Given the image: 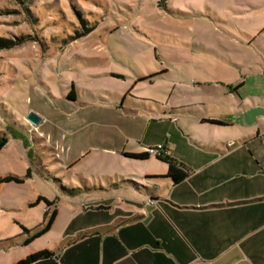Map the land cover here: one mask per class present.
I'll return each mask as SVG.
<instances>
[{
    "label": "rangeland",
    "instance_id": "1",
    "mask_svg": "<svg viewBox=\"0 0 264 264\" xmlns=\"http://www.w3.org/2000/svg\"><path fill=\"white\" fill-rule=\"evenodd\" d=\"M241 99L264 103V0H0V177L22 180L0 183V237L56 210L27 248L55 245L76 205L136 199L131 152L167 141L187 160L255 136Z\"/></svg>",
    "mask_w": 264,
    "mask_h": 264
},
{
    "label": "crops",
    "instance_id": "2",
    "mask_svg": "<svg viewBox=\"0 0 264 264\" xmlns=\"http://www.w3.org/2000/svg\"><path fill=\"white\" fill-rule=\"evenodd\" d=\"M255 107L264 109V103L241 99L236 114ZM263 118L264 113L252 127ZM164 144L191 170L186 180L174 184L168 172L152 171L157 167L152 156H125L136 173L126 172L123 178L134 181L124 179L122 186L136 199L107 193L76 205L55 245L47 239L43 247L28 250L25 240L39 225L0 237V264L42 250L53 257L34 264H264V127L255 136L198 150L187 160Z\"/></svg>",
    "mask_w": 264,
    "mask_h": 264
},
{
    "label": "trees",
    "instance_id": "3",
    "mask_svg": "<svg viewBox=\"0 0 264 264\" xmlns=\"http://www.w3.org/2000/svg\"><path fill=\"white\" fill-rule=\"evenodd\" d=\"M3 44L7 45L9 43L7 41H4ZM7 144H8V139L5 136L0 137V150L5 148V146ZM127 156L130 158H134V159L145 160V159L149 158L151 155L148 154L147 152H145V153H130V154H127ZM156 158L165 162L168 165V173L166 176L168 178H170L174 184H179V183L183 182L191 174V170L188 167H186L184 164H182L178 160L174 159L171 155L167 156L165 158H162V157H156ZM29 175H30V172H29ZM8 182L21 183L22 180L19 177H16L14 175H7L5 177H0V183H8ZM41 199H43L48 205H51V202H49L48 200H46L44 198H39V200H41ZM56 215H57V211L55 210L53 212L52 216L50 217L49 223L42 230H40V231L34 233L32 236L28 237L25 240V244H29L35 238H37V237L43 235L45 232H47L52 227L54 220L56 218ZM24 233H29V230L24 228ZM51 257H53L52 251L42 250V251H39V252H36L34 254L29 255L28 257L20 260L19 262L15 263V264H34L38 261L49 259Z\"/></svg>",
    "mask_w": 264,
    "mask_h": 264
},
{
    "label": "water",
    "instance_id": "4",
    "mask_svg": "<svg viewBox=\"0 0 264 264\" xmlns=\"http://www.w3.org/2000/svg\"><path fill=\"white\" fill-rule=\"evenodd\" d=\"M263 113L264 109L261 107L252 108L241 115V121L245 120L248 124H253L255 123L256 118L263 115ZM26 119L32 126H38L41 122V118L34 112H30Z\"/></svg>",
    "mask_w": 264,
    "mask_h": 264
},
{
    "label": "built area",
    "instance_id": "5",
    "mask_svg": "<svg viewBox=\"0 0 264 264\" xmlns=\"http://www.w3.org/2000/svg\"><path fill=\"white\" fill-rule=\"evenodd\" d=\"M146 152L151 156L154 155L155 157H162V158L171 155V152L169 151V149L166 147L165 144H159L156 147L149 148Z\"/></svg>",
    "mask_w": 264,
    "mask_h": 264
}]
</instances>
